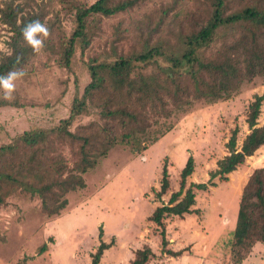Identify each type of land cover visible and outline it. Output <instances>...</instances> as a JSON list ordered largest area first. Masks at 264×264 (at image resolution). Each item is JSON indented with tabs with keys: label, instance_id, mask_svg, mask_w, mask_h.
Here are the masks:
<instances>
[{
	"label": "rangeland",
	"instance_id": "obj_1",
	"mask_svg": "<svg viewBox=\"0 0 264 264\" xmlns=\"http://www.w3.org/2000/svg\"><path fill=\"white\" fill-rule=\"evenodd\" d=\"M124 1L127 0H109V4ZM135 1L132 7L113 15H90L88 44L77 39L67 67L64 50L76 29L77 12L95 0H0V60L12 52L14 32L1 15L7 4L19 6L25 16H38L49 29L43 47L33 52L20 68L24 76L15 82L13 99H0L5 103L0 106V147L16 141L25 131L51 129L68 118L74 100L82 98L91 82V63L114 61L121 55L157 45L170 53L179 47L182 37L198 31L207 22L213 9V0ZM254 1L227 0V12ZM244 33L239 25L223 30L202 51V56L217 58L223 47L234 44ZM156 71L155 66L147 69V73ZM255 93L264 94V75L245 80L240 90L227 99L211 102L192 93L182 96L178 104L168 97L155 107L150 103L139 120L144 132L137 131L148 148L138 151L130 145L116 144L95 168L83 174L86 187L67 193L69 203L60 214L50 216L39 195L32 196L19 186L4 189L9 194L0 206V264H21L25 257L29 258L27 264H92L91 254L100 243V227L104 229L103 240L114 241L100 264H131L135 250L145 243L160 253L161 227L149 216L179 189L181 170L190 155L195 157L196 167L187 186L191 182H204L208 187L196 190L195 212L182 218L169 216L165 221L171 241L168 246L187 247L189 256H160L150 264H233L235 256L229 244L241 197L256 169L264 167V146L247 157L227 180L217 177L216 185L211 186L209 179L218 160L229 154L226 145L233 130L239 131L238 148L250 132L247 109ZM124 95L96 93L94 101H89L88 112L77 116L69 130L78 133L102 130L107 121L113 122L101 114L104 103L110 96L115 103H121ZM134 101L136 109H140L138 96ZM263 124L264 104L258 118V125ZM154 138L159 140L154 143L151 141ZM79 159V142L53 136L45 145L43 157L30 165L38 171L30 173L29 179L41 184L57 177L55 160H62L65 175L68 171L76 172ZM164 163L170 173V188L159 198ZM2 185L7 188L5 183ZM44 243L48 244V250L39 254ZM215 249L222 261L209 257ZM242 264H264V243L256 242Z\"/></svg>",
	"mask_w": 264,
	"mask_h": 264
},
{
	"label": "trees",
	"instance_id": "obj_2",
	"mask_svg": "<svg viewBox=\"0 0 264 264\" xmlns=\"http://www.w3.org/2000/svg\"><path fill=\"white\" fill-rule=\"evenodd\" d=\"M135 2L127 0L111 6L109 0H95L88 7L81 8L76 15V29L64 50L66 66L71 64L77 39L88 44L86 30L87 18L90 15H113L132 7ZM212 5L213 9L207 22H204L198 31L182 37L179 47L170 53L157 45L145 47L128 56L121 55L114 61L91 63V82L85 87L82 98L74 100L68 118L51 129L37 128L25 131L16 141L1 146L0 206L9 194V191L4 193V189L10 190L19 186L32 196L39 195L43 209L50 216L60 214L69 203L67 193L86 187L83 174L95 168L100 158L107 156L112 147L116 144H126L138 151L148 148L143 144L144 141L140 140L137 131L144 132L142 126L139 127V120L150 103L155 107L156 104L165 102L166 97L172 98L175 103L181 102L182 96L192 93L197 97H206L211 102L227 99L240 90L245 80H250L258 74L264 75V0H255L229 13L227 0H213ZM22 12L19 6L13 7L11 4L1 10L4 22L10 25L14 35L11 41L12 52L0 60V75H5L9 69H20L33 54L21 36L20 29L24 23L39 18L35 15L25 16ZM237 25L242 26L245 31L237 42L223 47L217 58L205 59L202 56V51L208 49L223 30ZM151 66H155L158 71L147 73ZM101 91L125 94L121 103H115L110 96L103 105L101 114L114 123L107 121L103 129L96 132L78 133L69 130L77 116L88 112L89 101H94V95ZM135 96H138L140 101L141 107L138 110ZM3 104L5 103L0 101V106ZM263 104L264 94L255 93L247 109L246 121L250 132L238 148L239 131L237 128L233 130L226 145L229 154L219 159L217 168L210 173L211 186L216 185L214 180L217 177L227 180L228 175L237 170L247 157L254 155L264 146V124L258 125ZM53 136L60 140L79 142L80 159L75 166L76 172L68 171L65 175L62 160H55L53 168L58 172V176L49 182L35 183L29 179V174L36 173L38 168L31 166L43 157L45 145ZM158 140L159 138H154L151 141L155 143ZM195 167V157L190 155L181 170L179 189L171 194L167 203L157 206L149 216V220L161 227V252L158 254L150 244L145 243L135 250L131 264H150L160 256L178 257L188 251L187 247L175 250L168 246L171 241L167 237L165 221L169 216L182 218L185 214H192L197 210L194 207L196 190H204L208 185L204 182H191L187 186L188 178L194 173ZM3 183L7 188H4ZM160 183L159 198L170 188V173L166 163L162 167ZM103 236L104 229L100 227V243L91 254L92 264H100L104 252L114 244L113 240H103ZM256 242L264 243V167L256 169L241 197L233 237L229 244L235 256L233 264H242ZM46 250L48 244L44 243L39 249V254ZM213 251L209 257L222 261L216 249ZM28 259L25 257L21 264H27Z\"/></svg>",
	"mask_w": 264,
	"mask_h": 264
},
{
	"label": "clouds",
	"instance_id": "obj_3",
	"mask_svg": "<svg viewBox=\"0 0 264 264\" xmlns=\"http://www.w3.org/2000/svg\"><path fill=\"white\" fill-rule=\"evenodd\" d=\"M21 36L23 37L27 46L32 51L38 52L49 35L48 27L39 19H33L24 23L20 29ZM24 76L22 69H9L5 75H0V99L11 100L13 99V92L16 87V81Z\"/></svg>",
	"mask_w": 264,
	"mask_h": 264
},
{
	"label": "crops",
	"instance_id": "obj_4",
	"mask_svg": "<svg viewBox=\"0 0 264 264\" xmlns=\"http://www.w3.org/2000/svg\"><path fill=\"white\" fill-rule=\"evenodd\" d=\"M236 224V223H235ZM171 248V247H170ZM183 248V247H182ZM110 249V248H109ZM138 249V248H137ZM172 249H175V248H172ZM108 250V249H107ZM175 250H178V249H175ZM159 254V253H158ZM135 255V254H134ZM187 254H186V252L182 255V256H178V257H172V256H168V255H166V256H168V257H172V258H184V257H188V256H186ZM133 258H134V256H133ZM132 258V259H133Z\"/></svg>",
	"mask_w": 264,
	"mask_h": 264
}]
</instances>
